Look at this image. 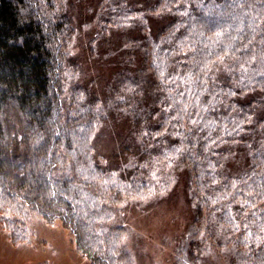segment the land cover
I'll list each match as a JSON object with an SVG mask.
<instances>
[{
  "label": "trees",
  "instance_id": "obj_1",
  "mask_svg": "<svg viewBox=\"0 0 264 264\" xmlns=\"http://www.w3.org/2000/svg\"><path fill=\"white\" fill-rule=\"evenodd\" d=\"M67 7L0 0V221L12 240L37 214L92 264H132L125 226L111 223L119 207L185 171L192 219L177 259L264 264V0H98L90 54L124 37L104 97L78 80ZM106 120L127 129L104 156Z\"/></svg>",
  "mask_w": 264,
  "mask_h": 264
},
{
  "label": "rangeland",
  "instance_id": "obj_2",
  "mask_svg": "<svg viewBox=\"0 0 264 264\" xmlns=\"http://www.w3.org/2000/svg\"><path fill=\"white\" fill-rule=\"evenodd\" d=\"M97 2L67 0V10L76 29L70 54L80 64V84L87 91L104 97V84L120 66L118 55L124 47V37L121 33L110 32L108 43L112 50L115 49L114 54L104 53L106 48L97 45L99 40L95 42L94 53L90 54L88 40L99 29L93 18ZM148 17L150 20L145 19L146 23L152 24L153 16ZM109 122L105 121L95 137L97 150L104 156L110 155L111 149L126 136V121ZM191 219L185 171H181L168 192L125 200L111 223L125 226L124 242L132 264H186L177 259L181 255L178 240ZM25 222L24 239L13 241L11 233L0 221V264H92L77 250L68 228L59 220L49 223L37 214H30ZM199 264L229 263L218 252L208 250Z\"/></svg>",
  "mask_w": 264,
  "mask_h": 264
}]
</instances>
